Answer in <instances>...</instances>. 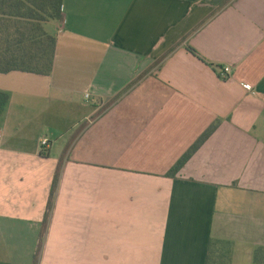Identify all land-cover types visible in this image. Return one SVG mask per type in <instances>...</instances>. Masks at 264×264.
Wrapping results in <instances>:
<instances>
[{"label":"crops","instance_id":"1","mask_svg":"<svg viewBox=\"0 0 264 264\" xmlns=\"http://www.w3.org/2000/svg\"><path fill=\"white\" fill-rule=\"evenodd\" d=\"M42 28L51 73L0 72V264H30L61 159L39 264H206L211 239L253 264L264 0H63Z\"/></svg>","mask_w":264,"mask_h":264},{"label":"trees","instance_id":"2","mask_svg":"<svg viewBox=\"0 0 264 264\" xmlns=\"http://www.w3.org/2000/svg\"><path fill=\"white\" fill-rule=\"evenodd\" d=\"M62 1L0 0V72L20 70L43 75L51 73L56 39L45 33L42 23L61 18ZM190 50L194 52L193 49L190 48ZM7 100L8 95L0 92V114L4 110ZM218 124L219 120H215L173 164L166 175L175 176L201 144L213 133ZM61 168L62 159L59 160L52 180L42 220L40 246L55 203ZM229 247L228 241L211 239L206 264H228L229 261L226 263L225 261L229 260V256H226L230 251ZM220 260L222 261L220 262ZM253 264H264L263 246L254 250Z\"/></svg>","mask_w":264,"mask_h":264},{"label":"rangeland","instance_id":"3","mask_svg":"<svg viewBox=\"0 0 264 264\" xmlns=\"http://www.w3.org/2000/svg\"><path fill=\"white\" fill-rule=\"evenodd\" d=\"M45 233H46V231H45ZM40 238H41V230L39 232V237L37 238L38 239V245H37L38 247L36 248V246H35L36 250L34 251L33 255H31V257L29 258V263L30 264H39L38 263L39 262V257H40L41 250H42V248H41V246L39 244L40 243ZM44 239H45V237L43 238V241H44ZM39 246H40V248H39Z\"/></svg>","mask_w":264,"mask_h":264},{"label":"built area","instance_id":"4","mask_svg":"<svg viewBox=\"0 0 264 264\" xmlns=\"http://www.w3.org/2000/svg\"><path fill=\"white\" fill-rule=\"evenodd\" d=\"M223 71H224L225 73H227V72L230 71V68L226 66V67L223 68ZM244 86L248 88V85H244ZM86 97H88L87 94H86ZM41 147H42V149H47V147H48V141H47V139H43V140L41 141Z\"/></svg>","mask_w":264,"mask_h":264}]
</instances>
